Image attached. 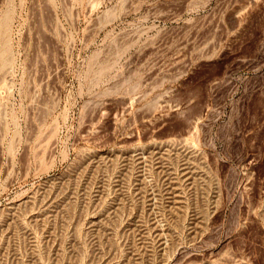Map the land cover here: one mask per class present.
Instances as JSON below:
<instances>
[{
    "label": "rangeland",
    "instance_id": "374dc122",
    "mask_svg": "<svg viewBox=\"0 0 264 264\" xmlns=\"http://www.w3.org/2000/svg\"><path fill=\"white\" fill-rule=\"evenodd\" d=\"M7 11L0 264H264V0Z\"/></svg>",
    "mask_w": 264,
    "mask_h": 264
},
{
    "label": "bare ground",
    "instance_id": "6f19581e",
    "mask_svg": "<svg viewBox=\"0 0 264 264\" xmlns=\"http://www.w3.org/2000/svg\"><path fill=\"white\" fill-rule=\"evenodd\" d=\"M10 11H7V12H5L3 15H1V17H0V44H1V46H0V71H4L10 64H11V66H12V59L10 58V54H11V50H10V45H9V43H8V40L6 39V37L8 36V34H6L7 33V30L9 29V25L11 24L10 23V13H9ZM10 23V24H9ZM8 28V29H7ZM10 32V31H9ZM10 36H8V38H9ZM10 40V39H9ZM12 57V56H11ZM9 70V68L7 69V71ZM100 71V70H99ZM106 71V70H105ZM101 72H103L104 73V70L103 71H101ZM101 72H99L100 74H101ZM99 76H101V75H99ZM52 135V134H51ZM170 140V139H169ZM165 141V140H164ZM163 141V143L165 144V142ZM172 141V139L170 140V142L169 143H172L171 142ZM174 141V140H173ZM161 142V141H160ZM176 142V141H175ZM156 142H154V144H155ZM162 143V144H163ZM168 143V144H169ZM47 144V143H46ZM157 144V143H156ZM159 144V143H158ZM161 144V143H160ZM160 144L159 145H156V147L157 146H160ZM163 144V145H164ZM167 144V143H166ZM165 144V145H166ZM182 144V143H181ZM153 145V144H152ZM163 145H161V146H163ZM164 145V146H165ZM170 145V144H169ZM173 145V144H172ZM160 146V147H161ZM177 146V145H176ZM154 147H155V145H154ZM166 149H167V147H166ZM170 149H171V147H170ZM158 150V149H157ZM164 150V149H163ZM173 151V150H172ZM186 151V150H185ZM176 152V151H175ZM40 153V152H39ZM140 153V152H139ZM153 153V152H152ZM155 153H156V150H155ZM163 153H165L164 151H163ZM179 153V152H178ZM154 154V153H153ZM188 154V153H187ZM191 154V153H190ZM136 155H138V153L136 154ZM131 156H132V154H131ZM140 156V155H139ZM141 156H142V154H141ZM189 156V155H188ZM139 158V157H138ZM186 160V159H185ZM187 160H188V158H187ZM193 160V159H192ZM191 160V161H192ZM137 161V160H136ZM189 161V160H188ZM39 162V161H38ZM188 163H190V162H188ZM195 163V162H194ZM186 165V164H185ZM184 165V166H185ZM197 165V164H196ZM191 166V165H190ZM186 169V168H185ZM183 170V169H182ZM197 170V169H196ZM185 172H186V170H184ZM183 172V171H182ZM184 173V172H183ZM192 174V173H191ZM190 174V175H191ZM184 176V175H183ZM199 176V175H198ZM200 177V176H199ZM203 177V176H202ZM183 179V178H182ZM50 188V187H49ZM65 190V189H64ZM74 190V189H73ZM176 191V190H175ZM178 191L179 190H177V194H178ZM44 192V191H43ZM46 192V191H45ZM47 192H48V190H47ZM50 192H55V191H50ZM58 192V191H57ZM60 192V191H59ZM45 194V193H44ZM47 194H50V193H47ZM173 194V193H172ZM46 195V194H45ZM54 195V194H53ZM43 195L41 194V197H42ZM57 196V195H56ZM33 198H34V196H32ZM39 197V196H38ZM40 197V198H41ZM44 197H46V196H44ZM49 197H50V195H49ZM55 197V196H54ZM47 198V197H46ZM73 198V197H72ZM34 199H36V197L34 198ZM52 199V198H51ZM56 199V198H55ZM154 199V198H153ZM175 199V198H174ZM28 200V199H27ZM30 200V199H29ZM39 200V199H38ZM43 200H45V198L43 199ZM49 200V199H48ZM183 200V199H182ZM26 201V200H25ZM58 201V200H57ZM46 202V201H45ZM50 202H51V200H50ZM49 202V203H50ZM71 202V201H70ZM36 203H37V201H36ZM39 203V202H38ZM43 203H44V201H43ZM48 203V204H49ZM59 203V202H58ZM174 203V202H173ZM32 204H33V202H32ZM32 204H30V206L32 205ZM42 204V203H41ZM56 204V203H55ZM63 205V204H62ZM36 206V205H35ZM40 206V205H39ZM44 206V205H43ZM43 206H42V209L44 210V208H43ZM51 206V205H50ZM153 206V205H152ZM172 206V205H171ZM19 207H20V205H19ZM23 207V206H22ZM180 207V206H179ZM37 208V207H36ZM51 208V207H50ZM19 209V208H18ZM24 209V208H23ZM28 209V208H27ZM49 209V208H48ZM47 209V210H48ZM58 209V208H57ZM17 210V209H16ZM35 210V209H34ZM41 210V209H40ZM55 210V209H54ZM181 210V209H180ZM19 211V210H18ZM17 211V212H18ZM177 211V210H176ZM20 212V211H19ZM30 212V211H29ZM39 213H41L40 211H39ZM39 213H38V215H39ZM45 213V212H44ZM44 213H42V214H44ZM49 213H51V212H49ZM53 213H55V212H53ZM56 213H57V211H56ZM179 213V212H178ZM14 214H15V212H14ZM18 214V213H17ZM32 214V213H31ZM34 214V213H33ZM19 215V214H18ZM47 215V214H46ZM55 215V214H54ZM10 216H11V214H10ZM13 216V215H12ZM21 215H19V217H20ZM24 216V215H23ZM43 216H45V214L43 215ZM57 216V215H56ZM66 216V215H65ZM6 217V216H5ZM15 217V216H14ZM22 217V216H21ZM42 217V216H41ZM40 217V218H41ZM52 218V217H51ZM54 218L55 217H53V220H54ZM57 218V217H56ZM110 218V217H109ZM4 219H6V218H4ZM13 219V218H12ZM12 219L10 220V221H12ZM16 219H17V217H16ZM22 219H24V218H22ZM36 219V218H35ZM38 219V218H37ZM42 219V218H41ZM46 219V218H45ZM15 220V219H14ZM25 220V219H24ZM24 220H22V222H24ZM34 220V219H33ZM57 220V219H56ZM109 220V219H108ZM19 221H20V219H19ZM16 222V221H15ZM4 223V222H3ZM2 223V224H3ZM8 223V222H7ZM7 223H6V225H7ZM17 223V222H16ZM25 223V222H24ZM23 223V224H24ZM54 223V222H53ZM99 224H101L100 222H98ZM103 224H104V221H103ZM12 225H16L15 223H12ZM19 225V224H18ZM17 225V226H18ZM20 225H22V224H20ZM106 225V224H105ZM2 226V225H1ZM0 226V227H1ZM29 226V225H28ZM104 226V225H103ZM152 226H155V225H152ZM7 227V226H6ZM11 227V226H10ZM12 227H14V226H12ZM11 227V228H12ZM16 227V226H15ZM24 227V226H23ZM25 227H27L26 226V224H25ZM20 228V227H19ZM29 228V227H28ZM100 228H102V227H100ZM105 228V227H104ZM108 227H106V229H107ZM14 228H12V230H13ZM26 229V228H25ZM31 229V228H30ZM110 229V228H109ZM7 231H8V229H6ZM9 230H10V228H9ZM11 230V231H12ZM16 230V229H15ZM104 230V229H103ZM169 231L171 230V229H168ZM17 231V230H16ZM31 231V230H30ZM29 231V232H30ZM162 231V230H161ZM3 232L5 233V231L3 230ZM27 232V231H26ZM0 233H1V231H0ZM9 233V232H8ZM13 233V232H12ZM45 233V232H44ZM172 233V232H171ZM16 234V233H15ZM103 234V233H102ZM6 235V234H5ZM9 235H11V234H9ZM32 235V234H31ZM50 235V234H49ZM107 235V234H106ZM110 235H111V233H110ZM165 235V234H164ZM173 235V234H172ZM171 235V236H172ZM1 237V236H0ZM6 237V236H5ZM12 237V236H11ZM50 237V236H49ZM110 237V236H109ZM162 237V236H161ZM2 238V237H1ZM8 238V237H7ZM9 238H10V236H9ZM36 239V238H35ZM9 240V239H8ZM32 240V239H31ZM101 240V239H100ZM7 241V240H6ZM11 241V240H10ZM159 241H161V240H159ZM163 241V240H162ZM4 242V241H3ZM36 242V241H35ZM167 242V241H166ZM166 242H165V244L164 245H166ZM1 243H2V241H1ZM8 244H9V242H7ZM32 243H34L33 241H32ZM2 244H4V243H2ZM1 244V245H2ZM34 244H36V243H34ZM11 245V244H10ZM160 245V244H159ZM8 248V247H7ZM0 250H1V248H0ZM3 251H4V248H3ZM33 251H35V250H33ZM38 256V255H37ZM31 257V256H30ZM33 261H34V259H32ZM35 260H36V258H35ZM226 260V259H225ZM230 260V259H229ZM38 262H39V260H38ZM37 262V263H38ZM41 262V261H40ZM30 263H36V262H30ZM59 263V262H58ZM104 263V262H103ZM231 263H233V262H231ZM137 264V263H136ZM202 264V263H201ZM227 264H228V262H227ZM233 264H235V263H233Z\"/></svg>",
    "mask_w": 264,
    "mask_h": 264
}]
</instances>
